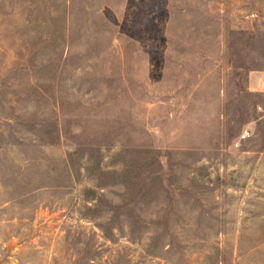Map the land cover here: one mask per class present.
I'll return each instance as SVG.
<instances>
[{"label": "rangeland", "instance_id": "374dc122", "mask_svg": "<svg viewBox=\"0 0 264 264\" xmlns=\"http://www.w3.org/2000/svg\"><path fill=\"white\" fill-rule=\"evenodd\" d=\"M263 76L264 0H0V264H264Z\"/></svg>", "mask_w": 264, "mask_h": 264}, {"label": "built area", "instance_id": "2783aa9c", "mask_svg": "<svg viewBox=\"0 0 264 264\" xmlns=\"http://www.w3.org/2000/svg\"><path fill=\"white\" fill-rule=\"evenodd\" d=\"M260 91L264 92V76L260 80ZM249 135L248 131L243 133V138H246Z\"/></svg>", "mask_w": 264, "mask_h": 264}]
</instances>
